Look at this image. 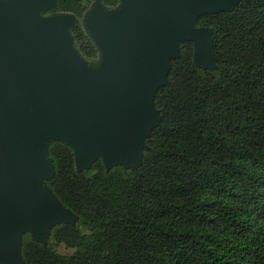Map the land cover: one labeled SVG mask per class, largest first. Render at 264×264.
I'll return each instance as SVG.
<instances>
[{"label":"trees","instance_id":"obj_1","mask_svg":"<svg viewBox=\"0 0 264 264\" xmlns=\"http://www.w3.org/2000/svg\"><path fill=\"white\" fill-rule=\"evenodd\" d=\"M92 1L56 0L55 10L80 18ZM196 25L212 28L214 67L195 66L191 41L179 43L137 168L97 159L77 171L70 146L48 144L47 183L76 220L54 226L51 244L25 234V264H264V0ZM72 34L93 57L80 26Z\"/></svg>","mask_w":264,"mask_h":264},{"label":"water","instance_id":"obj_2","mask_svg":"<svg viewBox=\"0 0 264 264\" xmlns=\"http://www.w3.org/2000/svg\"><path fill=\"white\" fill-rule=\"evenodd\" d=\"M238 2L121 0V9L107 14L101 0H93L86 23L103 61L91 70L69 47L73 14L41 16L56 0L0 1V252L6 254L0 260L25 264L21 232L40 243L54 224L76 220L47 183L54 174L47 143L70 145L77 171L90 169L98 157L106 170L137 168L149 133L160 124L154 96L169 84L179 43H193L195 66L214 67L212 28L196 21ZM18 52L30 63L25 89L4 80ZM124 156L132 157L130 166Z\"/></svg>","mask_w":264,"mask_h":264},{"label":"rangeland","instance_id":"obj_3","mask_svg":"<svg viewBox=\"0 0 264 264\" xmlns=\"http://www.w3.org/2000/svg\"><path fill=\"white\" fill-rule=\"evenodd\" d=\"M0 1L8 2V0H0ZM121 6L122 5H121V0H120L113 7H108V6L102 4V10L105 13H107V14H114V13H116L117 11H119L121 9ZM90 9H91V6L89 5L87 7V9L85 10L86 12L84 11V13L82 14V16L80 18H77L75 15H73L74 16L73 23H72V25L70 27L67 28V33L71 37V42H70L69 47H70L71 50L75 51V53H76V55L78 57V60L81 63H83L86 68L91 69V70H97L102 65L103 53H102V49H101L99 43L95 40V38L92 36V34L90 33V31H89V29L87 27V23H86L87 22V17H88L87 13L89 12ZM40 14H41L42 17L61 15L53 7L48 8V9L46 8L45 10H42L40 12ZM76 25L80 26V28L82 29V31L84 33V36L88 39V41L91 42V44H92V46L94 48L93 57H86L82 53V51L80 50L79 43L75 40V38H74V36L72 34V29ZM195 26L196 27H200L202 25H196L195 24ZM178 49H179V45H178ZM193 54H194V46H193V43H192V61H193V58H194ZM13 56L14 57L11 59V61L8 63V65H7L6 69H5L6 78L4 80H5V82L8 85L16 87L17 89H19V88H21V89L24 88L25 89L26 81L28 79V72H29V68H30L29 67L30 63L27 61V59H26V57H25V55L23 53L18 52V53H15ZM97 82H98L97 78L96 79H93V78L90 79V83H97ZM41 138H42L41 134L37 135V137H36L38 146H39V144L41 142ZM50 142H54V141L50 140L49 143ZM49 143H47V144H49ZM68 146H70V145H68ZM70 148H71V146H70ZM72 152H73V149H72ZM98 158L100 159V157H98ZM122 158H123L122 163L125 164V166H130L133 163L132 157L124 156ZM73 160H74V155H73ZM117 165H121V164H117ZM74 167L76 169L75 161H74ZM53 226H56V224H54ZM52 227L47 230L46 236L43 238V241H40L41 244L47 245V244H51L52 243V241L50 239V231H51ZM25 234H28L29 237L31 239H33L31 237L30 233L27 232V231L21 232V238H23V236ZM56 251L59 254H61V255L70 256L71 254H73L74 249L67 248L63 243H60V244H58L56 246ZM0 255L6 256V254L3 253V252H0ZM5 263L6 262L0 260V264H5Z\"/></svg>","mask_w":264,"mask_h":264}]
</instances>
